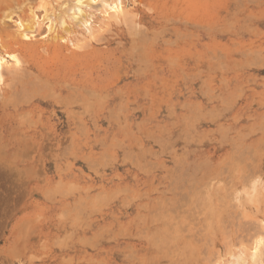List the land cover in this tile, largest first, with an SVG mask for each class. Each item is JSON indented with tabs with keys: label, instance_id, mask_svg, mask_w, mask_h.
<instances>
[{
	"label": "rangeland",
	"instance_id": "1",
	"mask_svg": "<svg viewBox=\"0 0 264 264\" xmlns=\"http://www.w3.org/2000/svg\"><path fill=\"white\" fill-rule=\"evenodd\" d=\"M0 1V264H264V0Z\"/></svg>",
	"mask_w": 264,
	"mask_h": 264
},
{
	"label": "bare ground",
	"instance_id": "2",
	"mask_svg": "<svg viewBox=\"0 0 264 264\" xmlns=\"http://www.w3.org/2000/svg\"><path fill=\"white\" fill-rule=\"evenodd\" d=\"M94 1V0H93ZM106 1H111V0H106ZM105 0H104V3H103V8H104V10H105V12L104 13H106V14H110V12L111 13H113V15L114 16H118V15H123V18H125V17H129V16H127V14H125V13H122V6H120V5H118L117 3H115V1H112V2H110V3H107ZM1 2V1H0ZM10 2H11V0H10ZM95 2V1H94ZM13 3V2H12ZM3 4V3H2ZM15 4V3H14ZM24 4V3H23ZM81 2L80 1H78L77 2V5L79 6V11H78V13H82V10L80 9V6H81ZM21 7V6H20ZM22 8V7H21ZM15 9V8H14ZM16 9H17V7H16ZM8 10H10V9H8ZM12 11H15V10H12ZM4 13V12H3ZM6 13V12H5ZM129 14V13H128ZM6 15V14H5ZM5 15H3V16H5ZM59 16V15H58ZM112 16V15H111ZM61 19H62V17H61ZM116 19V18H115ZM122 19V18H121ZM129 19V18H128ZM117 20V19H116ZM123 20V19H122ZM60 21V20H59ZM130 21V20H129ZM132 22V21H131ZM33 23V22H32ZM131 26V25H130ZM20 29L22 30L23 28H22V26H20ZM111 32V31H110ZM24 36H26V35H24ZM9 41V40H8ZM18 41V40H17ZM4 42V41H3ZM11 43V42H10ZM85 43V42H84ZM7 44H9V43H7ZM11 44H13V43H11ZM15 44H16V42H15ZM0 45H1V43H0ZM9 48H6L7 49V51L4 53V55H2L1 53H0V78H6V81H7V83H8V87L7 88H9L10 90H13V89H15V88H17L18 86H21V77L22 76H19V74L18 73H11V72H7V70H8V68H7V70H6V66L5 65H7V63H8V61L5 59V55L6 56H9V58H12L13 59V56L9 53V51H11L12 50V52H13V49H10V46H8ZM15 50V49H14ZM11 60V59H10ZM15 60H17V59H15ZM96 62V61H95ZM19 63V62H18ZM17 63V64H18ZM19 70V69H18ZM17 70V71H18ZM21 70V69H20ZM14 71V70H13ZM25 72H23L22 74L23 75H27V74H24ZM27 73V72H26ZM21 74V75H22ZM28 74H29V72H28ZM27 77H29V75L27 76ZM2 78V79H3ZM1 79V80H2ZM31 82H33V84L35 85V83H34V80L33 81H30V82H28V83H31ZM27 85H29V84H27ZM44 85V84H43ZM46 85H47V83H46ZM46 85L43 87V88H45L46 87ZM30 86V85H29ZM31 86H32V83H31ZM36 86H37V84H36ZM41 87H42V85H41ZM22 88V87H21ZM20 87H19V89H21ZM33 88V87H32ZM24 89V88H23ZM22 89V90H23ZM31 89V88H30ZM47 89V88H46ZM67 89H68V87H67ZM28 90V89H27ZM37 90V89H36ZM21 91V90H20ZM24 91V90H23ZM19 92V91H18ZM13 93H14V91H13ZM17 93V92H16ZM22 93H24V92H22ZM27 93V92H26ZM27 97V96H26ZM9 99V98H8ZM16 100V99H15ZM23 101V100H22ZM26 101V100H25ZM78 103V102H77ZM30 115V114H29ZM22 116V115H21ZM24 118V117H23ZM25 119V118H24ZM23 121V120H22ZM237 162V161H236ZM240 162V161H239ZM242 163V162H241ZM245 166V165H244ZM247 169V168H246ZM242 170V169H241ZM248 170V169H247ZM211 182V181H210ZM212 184V183H211ZM207 188V187H206ZM127 190V189H126ZM198 191V190H197ZM114 193V192H113ZM117 193V192H116ZM226 193V192H225ZM201 194V193H200ZM198 196V195H197ZM202 199V198H201ZM206 198H204V200H205ZM229 199V198H228ZM217 200H218V198H217ZM199 201V200H198ZM95 205V204H94ZM207 205V204H206ZM193 207V206H192ZM191 207V208H192ZM194 210V209H193ZM199 214V213H198ZM156 216V215H155ZM172 219V218H171ZM182 219V218H181ZM193 221V220H192ZM71 223V222H70ZM164 227V226H163ZM204 227V226H203ZM142 234H143V232H142ZM210 234H212V233H210ZM99 237V236H98ZM82 240V239H81ZM86 240V239H85ZM89 240V239H88ZM173 241V240H172ZM187 241V240H186ZM91 242V241H90ZM89 242V243H90ZM154 242V241H153ZM158 242V241H157ZM192 242V241H191ZM154 246H155V242H154ZM13 252V251H12ZM29 261V260H28ZM100 264V263H99Z\"/></svg>",
	"mask_w": 264,
	"mask_h": 264
}]
</instances>
